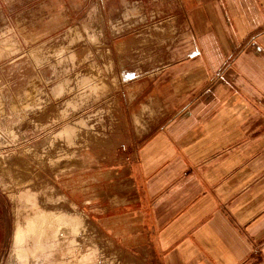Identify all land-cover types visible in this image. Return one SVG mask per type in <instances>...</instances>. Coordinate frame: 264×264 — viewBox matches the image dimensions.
I'll return each mask as SVG.
<instances>
[{
	"label": "rangeland",
	"instance_id": "374dc122",
	"mask_svg": "<svg viewBox=\"0 0 264 264\" xmlns=\"http://www.w3.org/2000/svg\"><path fill=\"white\" fill-rule=\"evenodd\" d=\"M156 1L0 0V264H159L108 212L122 96L179 36Z\"/></svg>",
	"mask_w": 264,
	"mask_h": 264
},
{
	"label": "crops",
	"instance_id": "0c3cea01",
	"mask_svg": "<svg viewBox=\"0 0 264 264\" xmlns=\"http://www.w3.org/2000/svg\"><path fill=\"white\" fill-rule=\"evenodd\" d=\"M149 4L179 36L122 96L113 231L159 264H264V0Z\"/></svg>",
	"mask_w": 264,
	"mask_h": 264
}]
</instances>
